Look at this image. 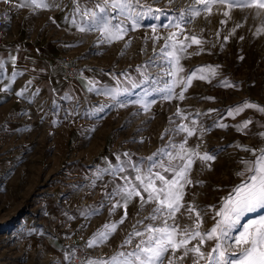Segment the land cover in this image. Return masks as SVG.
Instances as JSON below:
<instances>
[{
	"label": "rangeland",
	"instance_id": "1",
	"mask_svg": "<svg viewBox=\"0 0 264 264\" xmlns=\"http://www.w3.org/2000/svg\"><path fill=\"white\" fill-rule=\"evenodd\" d=\"M47 2L53 6L35 10L33 16L41 20L44 40L57 48L55 64L64 70L69 86L61 95L55 94L46 84L31 83L16 68L10 75L0 66V264H70L64 254L73 248L76 251L71 264H81L88 257H107L115 252L132 225L148 215L150 205L140 210L139 198L134 197L128 204L127 218L109 240L86 247L97 229L119 220L124 213L122 206L109 213L111 205L105 191L111 192L115 184L123 183L120 175L134 177L129 165L146 168L147 158L158 149L167 145L173 150L172 144L179 145L186 137L177 128L180 123L197 128L187 137L188 147L199 145L200 152L223 148L209 162L211 168L199 158L192 165L191 178L204 183L186 185L185 199H194L200 207L216 204L239 182L235 175L242 167L239 161L250 154L235 147L237 143L252 147L264 144V138L258 135L264 132V113L246 108L235 116L227 115L230 107L245 100L264 106V32L255 34L264 15L256 16L255 9H232L228 19L218 10L220 6L214 5L209 17L201 14L185 26L186 31L200 35L202 44H192L181 54L180 75L187 76L203 65L218 67L215 75L205 71L210 77L207 80L200 79L199 74L194 77L183 100L179 99L181 84L175 86L173 98L166 100L162 90L168 82V66L159 49L170 29L159 27L161 36L154 43L148 25L167 24L171 11L166 9L158 19L145 16L141 27H129L122 39L109 43L98 31H80L72 23L74 0ZM98 2L79 0L81 10L94 8ZM147 2L154 8L166 6V0ZM185 3L191 0H173L177 9ZM143 4L141 0V7ZM29 16L32 12L25 10V17ZM221 20L227 22L221 24ZM237 23L241 26L233 32ZM72 65L81 66L82 72L71 79L66 69ZM87 70L104 78L98 80L100 85L81 88L79 78ZM144 74L150 80L140 84ZM129 81H136L138 87L132 88ZM226 83L229 86L225 87ZM117 86L129 90L115 98L104 94ZM153 87L161 91L154 92ZM22 90L23 94L17 96ZM146 91L147 100L154 101L147 112L141 104L128 103L143 97ZM178 107L183 115L177 113ZM246 119H251L246 131H237L235 125ZM201 128L210 130L201 135ZM160 158L158 155L154 160ZM120 163L125 165L124 172L111 176L112 166ZM118 199L114 196L113 202ZM88 206L97 208L98 214L81 215ZM259 213H247L241 223ZM209 226L206 221L204 227ZM205 247H210V242Z\"/></svg>",
	"mask_w": 264,
	"mask_h": 264
},
{
	"label": "snow or ice",
	"instance_id": "2",
	"mask_svg": "<svg viewBox=\"0 0 264 264\" xmlns=\"http://www.w3.org/2000/svg\"><path fill=\"white\" fill-rule=\"evenodd\" d=\"M4 2L10 3L13 7L16 6V0H4ZM74 3L72 23L80 31H98L101 38L109 43L122 39L129 31V27L131 29L141 27V21L145 16L151 15L158 19L159 14H164L166 9L173 13L167 24L148 25L153 33L154 43L161 36L158 32L159 27L170 29L164 35V43L159 49L164 54L162 59L167 62L168 66L165 69L168 82L164 83L162 90L163 99L166 100L173 98L177 84L182 85L179 99L183 100L184 92L194 77L199 74L200 79L207 80L210 77L204 74L205 71L208 70L215 75V67H218L203 65L190 71L187 76L180 75L183 72L180 64L181 54L185 53L187 47L192 44H202L200 35L186 31V25L192 24L201 14L206 18L209 17L214 5H219L218 10L222 11L228 19L231 18L232 9H255L256 16L264 15V0H191V3H185L178 9L173 6V0H166L165 8H154L153 4H149L147 0H144L142 7L141 0H100L94 8L84 7L83 10L80 8L79 0H74ZM19 6L36 10L47 9L53 5L47 0H20ZM55 6L58 7V5ZM226 22V20H221V24ZM240 26L237 23L232 31L235 32ZM261 32H264V22L255 34L259 35ZM216 34L219 35V32ZM181 36L182 39L179 38ZM224 39L227 40L228 37L225 36ZM99 42L97 40V43ZM203 50V48L199 49V51ZM156 51L154 47L153 52ZM15 59L12 57L13 62ZM125 80H129L128 76H125ZM148 80H150L149 75L144 74L140 84ZM119 83L118 81V85ZM129 84L132 88L138 87L136 81H129ZM224 86L229 85L226 83ZM128 90V87L117 86L115 89L105 90L104 94L115 98L119 93ZM151 90L161 91L156 87ZM22 94L23 90L18 92L17 96ZM147 96L146 91L143 97L135 101L129 100L128 103L141 104L147 112L150 103L154 102L147 100ZM207 99H214V97H207ZM246 108L257 109L264 113V106L245 100L230 107L227 115L235 116ZM209 111L215 110L209 109ZM177 113L183 115L179 107ZM250 123L251 119H246L235 127L237 131L245 132ZM227 126L226 124L219 125V127ZM177 128L186 133L185 139L181 140L179 145L172 144L171 149L173 150H168L167 145L158 149L156 153L147 158L149 166L146 168L135 164L129 165L134 169V177L120 175L119 178L123 183L115 184L111 192L105 191V196L111 205L108 209L109 213H115L116 208L120 206L124 208V213L119 220L106 222L100 229H97L88 239L86 247H97L109 240L117 231L118 226L127 218L128 204L134 197L139 198L140 210L150 205L148 215L132 225V230L125 235L118 249L111 255L88 257L82 260L81 264H264V144L252 147L237 143L235 147L242 148L250 154L239 161L242 167L235 172L239 182L234 183L230 191H227L216 204L200 207L194 199H185L186 185L204 183L202 180L191 178L192 165L195 159L199 158L205 167L211 168L209 162L215 160L217 152L223 151V148L200 152L198 151L199 145L188 147L187 137L192 136L197 128L194 124L189 126L184 123H180ZM209 130L210 128H201V135ZM258 135L264 138V132ZM128 155L124 153V156ZM158 155L161 158L154 160V157ZM165 156L167 159L163 158ZM116 158L118 161L121 159L119 154ZM124 170L125 165L120 163L112 166L110 174L116 177ZM103 171L108 172V169ZM100 175L101 172L98 171L97 176ZM114 196H118L119 199L113 202ZM99 207H103V204ZM257 210H260L259 214L241 223L247 213H254ZM96 214H98V209L90 206L81 212L84 216ZM137 214L139 215V212ZM206 221L210 224L207 228L204 227ZM209 242L210 247L206 248ZM75 251L73 248L71 252L64 254V259L70 264Z\"/></svg>",
	"mask_w": 264,
	"mask_h": 264
},
{
	"label": "crops",
	"instance_id": "3",
	"mask_svg": "<svg viewBox=\"0 0 264 264\" xmlns=\"http://www.w3.org/2000/svg\"><path fill=\"white\" fill-rule=\"evenodd\" d=\"M0 0V66L12 74L14 67L30 80L31 83L48 85L55 94H62V89L69 86L64 70L56 67L57 48L44 40L39 18H35L31 7H20ZM25 10L32 16L25 17ZM38 10V9H36ZM47 39V38H46ZM12 57H15L13 62ZM2 64V65H1ZM98 73L91 70L79 78L78 84L88 89L99 84ZM55 86V88L52 87ZM100 85V84H99Z\"/></svg>",
	"mask_w": 264,
	"mask_h": 264
},
{
	"label": "built area",
	"instance_id": "4",
	"mask_svg": "<svg viewBox=\"0 0 264 264\" xmlns=\"http://www.w3.org/2000/svg\"><path fill=\"white\" fill-rule=\"evenodd\" d=\"M67 74L68 76L72 79L75 78L76 76H79L82 72L81 66H68L67 67Z\"/></svg>",
	"mask_w": 264,
	"mask_h": 264
}]
</instances>
